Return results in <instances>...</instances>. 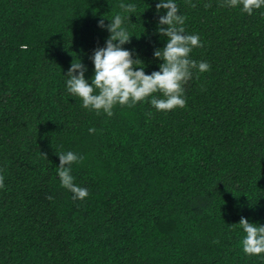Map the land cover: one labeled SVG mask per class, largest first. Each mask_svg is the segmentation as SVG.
<instances>
[{
    "label": "trees",
    "instance_id": "obj_1",
    "mask_svg": "<svg viewBox=\"0 0 264 264\" xmlns=\"http://www.w3.org/2000/svg\"><path fill=\"white\" fill-rule=\"evenodd\" d=\"M134 2L123 47L147 73L164 10ZM176 4L201 41L189 57L208 69L182 84L183 107L145 98L109 116L70 97L63 74L80 58L92 75L108 35L96 21L119 0H0V264H264L237 223H264V6ZM67 150L83 155L71 166L82 199L59 183Z\"/></svg>",
    "mask_w": 264,
    "mask_h": 264
},
{
    "label": "clouds",
    "instance_id": "obj_2",
    "mask_svg": "<svg viewBox=\"0 0 264 264\" xmlns=\"http://www.w3.org/2000/svg\"><path fill=\"white\" fill-rule=\"evenodd\" d=\"M226 6L239 4L240 10L251 14L253 9L264 6V0H223ZM120 11H116L105 24L104 15L97 19V26L108 32L103 46L95 47L89 59L92 62V75L85 76L88 66L80 58L72 60L66 70L65 90L70 97H79L81 106L103 111L111 116L116 104H134L145 98L157 110H170L183 107L185 98L182 84L192 75V70L206 71L209 64L205 60L189 57L191 49L199 47V34L184 30V14L177 8L176 0H156L155 9L159 13L156 31L165 37L163 46L155 47L152 55L160 61L158 68L145 72L144 62L134 56V49L123 47L130 41L131 33L125 21L134 14L137 4L134 0H119ZM159 92L161 95H155ZM91 133L93 128H89ZM59 163L56 173L62 187L72 193V199H82L88 195L85 186L74 182L72 163L83 159L82 154L72 150L56 154ZM2 186V183H0ZM49 199L52 197L49 196ZM244 235L240 246L247 255L264 253V223L250 222L240 216L237 222Z\"/></svg>",
    "mask_w": 264,
    "mask_h": 264
}]
</instances>
